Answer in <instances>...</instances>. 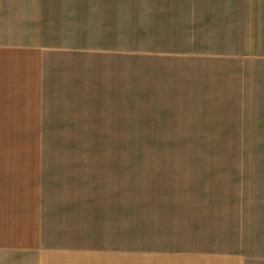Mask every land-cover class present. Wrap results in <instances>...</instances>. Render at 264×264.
Wrapping results in <instances>:
<instances>
[{
	"label": "crops",
	"instance_id": "1",
	"mask_svg": "<svg viewBox=\"0 0 264 264\" xmlns=\"http://www.w3.org/2000/svg\"><path fill=\"white\" fill-rule=\"evenodd\" d=\"M136 9L121 0H0V264H244L213 223L221 214L200 212L192 196L163 197L159 183L144 202L143 248L125 247L136 181L117 169L136 152L51 148V120H135L137 108L151 112L147 120H205L181 118L199 108V65L137 66L136 36L155 34L136 28ZM255 73L224 87L223 107L264 109V69ZM169 108L174 117L163 118Z\"/></svg>",
	"mask_w": 264,
	"mask_h": 264
},
{
	"label": "rangeland",
	"instance_id": "2",
	"mask_svg": "<svg viewBox=\"0 0 264 264\" xmlns=\"http://www.w3.org/2000/svg\"><path fill=\"white\" fill-rule=\"evenodd\" d=\"M121 1L137 5V29L155 34L136 36L137 66L156 58L176 68L191 67V61L199 65L194 104L199 108L184 110L190 116L181 118L205 120H147L151 112L141 108L135 110V120H51V148L136 152L130 164L117 169L120 180L136 181V228L121 236L125 247L143 248L144 202L155 196L153 187L159 183L161 196H192L199 200L193 207L200 212L221 214L224 219L213 217V223L226 232L244 264H264V109L223 107L229 99L225 86L238 85L241 75L245 81L254 79L264 69V0ZM224 69L235 76H203ZM136 97L137 106H143L144 94ZM175 112L169 108L162 116L172 118Z\"/></svg>",
	"mask_w": 264,
	"mask_h": 264
}]
</instances>
